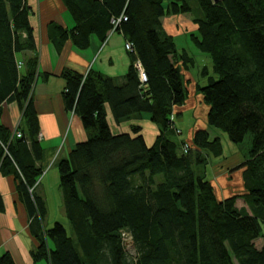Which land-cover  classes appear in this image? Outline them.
<instances>
[{
  "label": "trees",
  "instance_id": "obj_1",
  "mask_svg": "<svg viewBox=\"0 0 264 264\" xmlns=\"http://www.w3.org/2000/svg\"><path fill=\"white\" fill-rule=\"evenodd\" d=\"M61 1L73 25L58 28L60 39L85 49L91 35L102 42L122 35L130 64L121 82L92 70L64 75L65 107L87 138L58 163L70 234L61 222L46 228V205L34 187L43 174L31 100L37 59H19L36 47L31 8L27 0H0V116L3 103L22 112L16 131L0 124V170L18 180L33 217V264H264V244L255 246L264 239V0ZM185 14L195 35L169 34L162 20ZM176 37L192 46L179 50ZM193 70L208 83L195 86L208 128L178 145L177 109L189 97L181 72ZM106 106L117 124L147 115L158 128L153 144L146 145L137 125L113 134ZM221 130L232 144L249 135L252 145L230 168L242 170L245 193L224 200L206 169L210 158L223 155ZM238 198L245 208L236 206ZM123 235L131 238L130 250ZM0 264L15 263L3 253Z\"/></svg>",
  "mask_w": 264,
  "mask_h": 264
},
{
  "label": "crops",
  "instance_id": "obj_2",
  "mask_svg": "<svg viewBox=\"0 0 264 264\" xmlns=\"http://www.w3.org/2000/svg\"><path fill=\"white\" fill-rule=\"evenodd\" d=\"M27 4L31 8L30 24L36 47L33 53H21L19 59L24 61L31 55L37 59L36 79L31 91V100L38 122L36 140L41 149V160L37 166L44 175L35 193L44 200L47 216L50 200L48 192L58 193L59 191L61 198L59 174L55 170H58L59 161L68 157L76 143L87 138L80 118L65 107L63 92L66 79L64 75L67 72H74L85 76L89 70H92L104 77L114 78L121 82L129 67L130 59L124 50V38L119 34H110L104 42L96 35H91L85 49L77 48L69 40L60 39L58 28L70 30L73 25L72 17L61 0H27ZM177 17L179 16L174 15L168 18H171V22H177L179 21ZM190 43L188 42L189 47L192 46ZM184 46H180L179 50ZM193 88V93L188 94V101L180 108L182 115L201 108L199 119L198 115L192 113L196 121L189 126V134L187 133L189 138L186 139V141L189 140L187 141L189 144L196 130L208 128L206 124L207 107L203 105L200 94L195 93V87ZM1 108L0 124L11 132L16 131L22 123V112L19 107L14 103H3ZM105 110L108 122L109 108L106 106ZM146 119H149L147 115ZM111 132L113 134L125 133L121 127ZM219 167L222 171L215 175L213 180L226 175L230 170L224 166ZM239 171L242 174V170ZM17 186L18 180L0 170V255L9 253L15 264H33L32 253L37 248V241L30 231L33 217L29 215ZM60 206L65 219L62 199ZM36 264L46 263L40 261Z\"/></svg>",
  "mask_w": 264,
  "mask_h": 264
},
{
  "label": "rangeland",
  "instance_id": "obj_3",
  "mask_svg": "<svg viewBox=\"0 0 264 264\" xmlns=\"http://www.w3.org/2000/svg\"><path fill=\"white\" fill-rule=\"evenodd\" d=\"M170 19L171 18L167 17L162 20L165 26V29L169 34H172L173 36H182V35H185L186 33H192L191 35H195L194 33H196V26L193 24V19L191 15L185 14L184 16H179L177 17V19L179 20L177 22L175 21L171 22ZM177 24L178 26L176 27L175 25ZM175 41L177 42V46H182L185 43V40L181 37L180 38L176 37ZM186 41H189V40H186ZM186 46H188V42L185 43V46L183 47V49H185ZM123 53L125 52L123 51ZM198 62H199V65L201 64L203 66L202 63H205V60L204 59L201 60L200 58ZM136 66L139 71L140 70L139 65L136 64ZM207 66L210 67L209 71L211 72L212 66L210 64H208ZM199 67L201 68V66ZM196 72L197 70H193L192 72H187V73L181 72L184 77V82L187 84V87H188L187 88L188 94L193 93L194 91L193 87H195V85L197 84H200L201 86L208 85L207 80L199 77V73H196ZM187 101L188 100H186L185 102ZM200 109L201 108L197 110H192V112L188 111L184 113L183 115H181L180 119H178L179 116L176 118V122H175L176 127L181 130V135H179V137H175L176 144L179 145L182 141H185L186 139L189 138L187 137V133L189 134V126L192 125L196 121V118L192 113H195L196 115H198V119H199ZM178 110L180 111L181 109H177V111ZM188 114L191 115L192 117H190ZM108 122L111 128V131H114V132L117 130V128L120 129V127H121V130H123V132L125 131L130 132L129 130H131L130 128L133 125L139 126L141 129L139 132L142 134L143 138L145 139L147 146H151L153 144L155 137L157 135L158 128H156V126L149 119H146V116L142 117L141 119L135 117V119L124 121L118 125L117 123H114L110 110H108ZM216 136L219 137L220 143L222 147H224V151L221 157L210 158L209 164L206 168L208 179L214 177L215 175L219 174L220 171H222V168H220L219 166H224L227 169H230V168L232 169L233 165L235 166L236 164L242 161V158L245 156V154L249 152L250 148L252 147L251 136L249 135H247L244 138L243 143L239 145H236L234 143L232 144L229 141L228 136L222 130L216 131ZM213 164H215V166H212ZM55 170L57 174H59L58 170L57 169ZM228 173H226V175H223L221 177H217L215 178V180L212 181V186H213V189L215 190V194L218 200H224L225 198H230L235 195H242L245 193L243 189V179L241 178V172L240 171L237 172L236 170L232 172L229 170ZM49 196H50V200H49L48 213L46 216V222L43 223L42 225L44 227L45 225L46 227L48 226L52 227V225L55 222L61 221L63 222L68 233L70 234L68 223L65 221L61 213L62 208L60 205H61L62 198H60L59 191L58 193L48 192V197ZM236 200H237L236 206L238 208H242V207L245 208L243 199L238 198ZM263 244H264L263 238H258L255 241V246L257 248H261Z\"/></svg>",
  "mask_w": 264,
  "mask_h": 264
},
{
  "label": "built area",
  "instance_id": "obj_4",
  "mask_svg": "<svg viewBox=\"0 0 264 264\" xmlns=\"http://www.w3.org/2000/svg\"><path fill=\"white\" fill-rule=\"evenodd\" d=\"M126 48H127V49H130V46L127 45ZM137 65H138V64H137ZM139 68H140V70H139L140 81H141V82H144L145 79H146V75H144L143 71L141 70L140 65H139ZM18 137H20L19 134H18ZM43 175H44V173L39 177V180L35 183L34 187H36V186L39 184L40 179H41V177H42ZM31 192H32V189H29V193H30V194H31ZM123 238L125 239V245H126V248H127L128 250H130V249L132 248V247H131V238L128 237L127 235H126V236L123 235Z\"/></svg>",
  "mask_w": 264,
  "mask_h": 264
},
{
  "label": "water",
  "instance_id": "obj_5",
  "mask_svg": "<svg viewBox=\"0 0 264 264\" xmlns=\"http://www.w3.org/2000/svg\"><path fill=\"white\" fill-rule=\"evenodd\" d=\"M216 2V0H214Z\"/></svg>",
  "mask_w": 264,
  "mask_h": 264
}]
</instances>
